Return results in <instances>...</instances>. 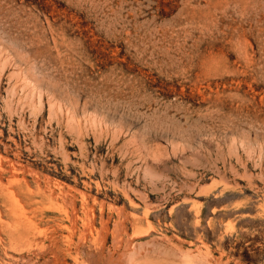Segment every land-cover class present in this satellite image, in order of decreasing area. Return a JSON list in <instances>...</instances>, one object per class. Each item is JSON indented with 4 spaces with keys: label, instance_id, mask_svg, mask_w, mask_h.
Masks as SVG:
<instances>
[{
    "label": "rangeland",
    "instance_id": "1",
    "mask_svg": "<svg viewBox=\"0 0 264 264\" xmlns=\"http://www.w3.org/2000/svg\"><path fill=\"white\" fill-rule=\"evenodd\" d=\"M0 264H264V0H0Z\"/></svg>",
    "mask_w": 264,
    "mask_h": 264
}]
</instances>
